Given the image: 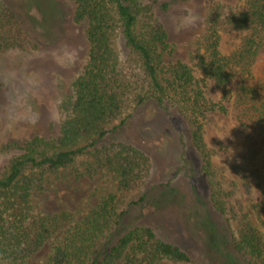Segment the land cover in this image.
<instances>
[{
	"label": "trees",
	"instance_id": "16d2710c",
	"mask_svg": "<svg viewBox=\"0 0 264 264\" xmlns=\"http://www.w3.org/2000/svg\"><path fill=\"white\" fill-rule=\"evenodd\" d=\"M72 1L74 18L87 24V61L61 105L58 136H32L0 173V264H26L47 242L49 253L39 264H192L185 250L150 226L127 225L132 203L123 193L142 187L150 161L129 144L104 142L149 101L181 118L198 153L212 210L236 222L235 233L227 237L205 211L206 236L213 237L209 248L224 255L223 244L230 262L240 255L244 264H264V239L236 199L235 182L214 161L216 152L226 155L229 147L221 141L211 147L204 136L205 120L214 111L228 114L250 144L264 136V0H241L227 11L218 0H205L192 65L167 59L168 32L152 2ZM161 7L167 9L168 3ZM30 46L17 13L0 0V52ZM208 83L219 90L218 102L206 96ZM95 169L110 171L116 190L79 219L68 211L34 212L33 198L50 178L60 173L76 178ZM166 199L163 194L153 202ZM247 205L264 210V197L248 198Z\"/></svg>",
	"mask_w": 264,
	"mask_h": 264
},
{
	"label": "rangeland",
	"instance_id": "374dc122",
	"mask_svg": "<svg viewBox=\"0 0 264 264\" xmlns=\"http://www.w3.org/2000/svg\"><path fill=\"white\" fill-rule=\"evenodd\" d=\"M4 1L17 13L31 46L26 50L0 52V173L32 136L47 139L58 136L64 116L61 105L72 95V82L82 72L88 53L87 24L74 18L72 0ZM147 1L154 4L155 16L168 32L167 59L192 65L194 43L204 28L205 0ZM218 1L224 11L241 2ZM163 2L168 3L167 9L161 7ZM184 8L193 9L199 19L185 30L174 31L173 19ZM219 93L212 83L205 87L206 96L213 102H218ZM204 136L211 147L216 141L228 145L229 153L216 152L214 161L235 182L236 199L245 205L250 220L264 239V210L255 211L247 205L248 198L264 197V136L250 144L233 127L229 115L221 111L207 116ZM104 142L129 144L150 161V171L142 187L123 193L125 200L132 203L126 217L128 226H150L158 237L185 250L192 264L229 261L224 256L227 251L223 244L220 247L224 255L209 248L208 241L213 237L206 236L205 211L216 222L217 232L227 237L235 233L236 222L212 210L198 153L191 147L187 128L174 111L154 101L146 102L108 134ZM115 190L116 178L105 169H95L76 178L60 173L34 196V212L51 215L68 211L79 219ZM163 194L167 195L166 200L153 202ZM50 243H45L26 264H39L48 255ZM231 260L228 264H244L240 255H233Z\"/></svg>",
	"mask_w": 264,
	"mask_h": 264
},
{
	"label": "clouds",
	"instance_id": "9594fccd",
	"mask_svg": "<svg viewBox=\"0 0 264 264\" xmlns=\"http://www.w3.org/2000/svg\"><path fill=\"white\" fill-rule=\"evenodd\" d=\"M199 19L198 15L191 8H184L175 16L172 25L174 31H182L193 26Z\"/></svg>",
	"mask_w": 264,
	"mask_h": 264
}]
</instances>
